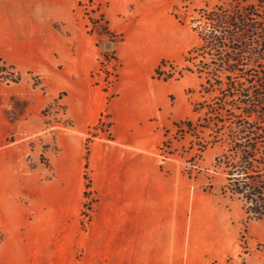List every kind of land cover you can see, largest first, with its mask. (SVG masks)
<instances>
[{"label":"crops","instance_id":"crops-1","mask_svg":"<svg viewBox=\"0 0 264 264\" xmlns=\"http://www.w3.org/2000/svg\"><path fill=\"white\" fill-rule=\"evenodd\" d=\"M100 1L108 4L110 30L125 33L130 26L115 12L130 0ZM77 4L0 0V58L47 82L42 95L0 80L1 101L11 95L26 100L24 115L14 121L0 104V256L43 253L38 264H76L78 243L84 253H99L94 264H236L229 253L237 233L230 205L194 187L177 159L159 155L165 96L173 85L153 77L155 56L148 60L146 46L137 54L129 39L114 45L120 65L105 87L95 75L99 49ZM59 92L69 124L57 131L54 152L41 151L27 137L42 129L40 111ZM177 105L182 115L180 99ZM102 114L109 131L88 143L86 188L85 142ZM10 131L15 137L7 140ZM85 190L95 201L81 228ZM260 258L254 253L244 261L259 264Z\"/></svg>","mask_w":264,"mask_h":264},{"label":"trees","instance_id":"trees-1","mask_svg":"<svg viewBox=\"0 0 264 264\" xmlns=\"http://www.w3.org/2000/svg\"><path fill=\"white\" fill-rule=\"evenodd\" d=\"M258 5L230 0L208 8L196 9L197 18L190 19L197 42L184 55L185 65L163 69L161 59L153 77L178 79L184 73L196 74L200 98L191 102L192 116L174 121L175 138L193 137L195 152L186 159L191 170L207 148H218L213 167L223 175L219 187L223 197L238 200L248 220L264 221V13ZM103 18L102 30L113 36ZM0 58V78L16 82L19 75ZM5 74V75H4ZM164 132L159 147L174 152ZM88 146L85 147V186L90 187L87 172ZM211 188V184L207 185ZM88 192L85 190L84 195Z\"/></svg>","mask_w":264,"mask_h":264},{"label":"rangeland","instance_id":"rangeland-1","mask_svg":"<svg viewBox=\"0 0 264 264\" xmlns=\"http://www.w3.org/2000/svg\"><path fill=\"white\" fill-rule=\"evenodd\" d=\"M229 1L130 0L125 9L115 12L117 19L123 20L130 28L126 31L124 30L125 33L122 31L116 33L111 31L108 25V29L114 33L111 36L102 30L103 18H101V14L107 19L105 16V10L108 6L107 2L100 0H77V9L85 21L86 30L93 36L95 44L99 49V67L95 75L101 78V82L105 87L115 79L120 62L115 55L114 45L119 41L129 39L134 44V49L137 54L143 55L146 46L149 54L148 60L152 62V57L153 55L155 56V61L152 62L154 64L153 67L157 66L161 60L158 58V54L165 52L168 55L165 58L168 62L164 63L162 68L167 70L170 67H174L178 71L185 65L183 58L186 51L198 40L197 34L192 30L190 24V19L198 17L196 9L205 7L206 4L210 8L214 4H226ZM241 1L245 5H258L260 0ZM262 5L259 11L264 13V1ZM9 71L19 75V80L16 82L20 86L29 85L31 91L42 95L47 92V82L43 77L27 72H17L15 68ZM0 80L3 79L0 78ZM168 83L173 85L174 91L167 93L165 96L168 110L164 117L163 129H168L166 135L172 143L171 146L174 152L169 154L167 153L169 151L168 148H163V151H159V155L163 159H177L180 164V169L187 170L190 166L186 162V159L195 152L196 144L193 143V137L190 135H186L182 139L175 138L176 129L173 127L172 122L177 119L192 116L190 112L191 102L200 98V94L198 93L199 79L196 74L184 73L178 79H169ZM63 94V92L57 93L53 99L45 104L40 111L43 119L42 129L27 137L29 144L31 146L37 144L41 151L49 149L50 152H54L56 150L55 135L57 131L69 124V120L66 117V106L63 102ZM179 99L184 106L182 115H178L177 113ZM0 104L5 107V114L11 121L19 119L24 115L25 98L18 95H11L4 101L0 100ZM105 117L106 114H102L97 124L89 129L85 147L99 133L105 132L108 134L109 122L105 120ZM192 117L195 118L196 115ZM14 137V133L10 131L7 140H12ZM217 151L218 148L214 147L207 148L203 152L202 157L196 162V167H193L191 170V182L194 187L200 188L205 193L215 195L220 201L229 204L230 210L234 211L237 233L235 244L229 253H235L234 260L236 264H245L244 258L254 253H261V261L259 264H264V221L248 220L245 222V216L241 215L238 200L230 199L227 196L223 197L219 194V187L224 182V178L220 171L213 167V158ZM39 159L45 166L48 165L47 158L43 153L40 154ZM29 165H33L30 161V156ZM184 174L187 175L186 173ZM208 184L212 185L211 188H208ZM87 192L88 194L86 196L84 195L85 201L82 210L84 222L81 223V228H84V223H88L90 220L93 203L95 201L93 193L90 190ZM1 239L2 236L0 235ZM13 247L17 252L23 250L19 245L14 244ZM98 254L84 253L82 246L77 243L75 262L76 264L98 263ZM42 256L43 253H2L0 256V264H26L25 260H27V264H38V260L41 261ZM251 264H257V261L255 262L252 259Z\"/></svg>","mask_w":264,"mask_h":264},{"label":"built area","instance_id":"built-area-1","mask_svg":"<svg viewBox=\"0 0 264 264\" xmlns=\"http://www.w3.org/2000/svg\"><path fill=\"white\" fill-rule=\"evenodd\" d=\"M56 102V101H55Z\"/></svg>","mask_w":264,"mask_h":264}]
</instances>
